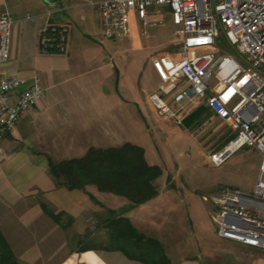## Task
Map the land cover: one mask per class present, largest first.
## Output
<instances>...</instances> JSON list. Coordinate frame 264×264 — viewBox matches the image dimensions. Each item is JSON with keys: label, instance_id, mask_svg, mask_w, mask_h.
Masks as SVG:
<instances>
[{"label": "crops", "instance_id": "crops-1", "mask_svg": "<svg viewBox=\"0 0 264 264\" xmlns=\"http://www.w3.org/2000/svg\"><path fill=\"white\" fill-rule=\"evenodd\" d=\"M82 1L1 2L2 12L15 23L21 8L32 11L31 21L22 25V30L29 35L38 61L48 58V65L39 64L34 70L1 68L5 74L22 79L39 78L45 93L1 141L0 233L19 264H139L120 252L82 251L79 246L85 244L80 240L87 242L86 238L90 241L96 236L107 243L102 222L109 217L108 211L122 212L140 233L161 243L171 264H202L198 253L190 250L191 243L166 228V215L169 209L176 210L178 193L158 191L154 199L132 208L126 199L99 192L94 186L83 190L59 187L50 173L51 163L82 158L89 148H117L127 143L141 147L147 163L161 168L156 139L171 127L147 100L160 84L151 59L169 53L151 55L141 65V80H156L155 90L146 94V83L141 80L138 91L128 88L106 51L95 65L97 57L88 53L84 42L79 44L80 33L94 39L92 22L102 31L97 5L106 0H94L88 13ZM47 23L69 26L65 54L40 50L39 36ZM16 33L18 42L20 32ZM69 79L74 80L73 86ZM112 79L114 87L108 84ZM43 205L53 214L62 215L59 223L43 210ZM168 226L174 230L178 227Z\"/></svg>", "mask_w": 264, "mask_h": 264}, {"label": "built area", "instance_id": "built-area-1", "mask_svg": "<svg viewBox=\"0 0 264 264\" xmlns=\"http://www.w3.org/2000/svg\"><path fill=\"white\" fill-rule=\"evenodd\" d=\"M104 36L123 41L130 36L128 12L134 11L141 35L163 24L168 11L177 29L178 54L154 56L160 84L147 96L158 117L175 127L201 105L226 125L232 139L208 160L221 166L248 146L260 157L252 194L221 188L201 196L220 239L264 251V0H106L97 5ZM12 18L0 11V155L1 141L45 93L39 78L5 74ZM70 28L47 23L39 36L43 53L65 54ZM224 38L243 57L220 55L216 44ZM218 80L212 88L210 81Z\"/></svg>", "mask_w": 264, "mask_h": 264}, {"label": "rangeland", "instance_id": "rangeland-1", "mask_svg": "<svg viewBox=\"0 0 264 264\" xmlns=\"http://www.w3.org/2000/svg\"><path fill=\"white\" fill-rule=\"evenodd\" d=\"M1 2L2 0H0L2 11ZM93 2L94 0L82 1L85 5L83 9L87 13L92 11ZM163 13V24L149 29L147 37L141 35L140 21L135 12L130 10L128 17L131 32L127 39L123 41L107 39L92 22L91 36L94 39L85 38L80 33L79 44L84 42L88 53L97 57L95 65L102 57V51H106L108 56H111L110 62L118 69L119 77L126 79L128 88L138 91L142 63H145L151 55L160 52L175 55L181 50L177 29L173 26L168 11ZM32 17L33 13L30 10L21 8L18 12L16 19L19 21L13 22L8 37L9 58L1 68L34 70L39 64L43 67L48 65V58L38 61L30 47L29 35L22 30ZM16 31L20 32L18 42H16ZM223 39L220 38L216 44L219 54L235 57L248 69L243 63V57ZM69 81V85L73 86L74 80L69 79ZM141 81L146 83V94L157 88V81L154 79ZM114 83L115 80L112 79L108 84L114 87ZM218 84L217 78L213 77L210 81L211 87L216 88ZM122 92L124 94V91ZM193 113L194 116L181 127H174L163 121L171 127H167L163 137L159 136L158 141L156 139L159 155L157 162L163 164L162 175L157 182L158 191L162 194L165 191L178 193L176 200L170 199L178 203L174 204L176 210L169 209L166 215L168 225L173 224L178 227L175 230L168 225L165 227L168 228L169 233H178L180 238H185L191 243L190 250L198 253L202 264H264V251L223 240L217 236L209 214L212 208L201 200L202 195L215 193L221 188H233L245 194H252L259 165L258 153L253 148L245 146L230 155L221 166H214L208 160V156L221 151L231 140L232 133L205 105L199 106ZM90 241L96 243L97 247L106 245L101 236H96ZM80 242L87 243L81 240ZM79 246L81 248L83 244Z\"/></svg>", "mask_w": 264, "mask_h": 264}, {"label": "trees", "instance_id": "trees-1", "mask_svg": "<svg viewBox=\"0 0 264 264\" xmlns=\"http://www.w3.org/2000/svg\"><path fill=\"white\" fill-rule=\"evenodd\" d=\"M194 114L191 113L184 123ZM49 170L59 187L83 190L94 186L99 192L126 199L132 208L157 197L156 181L162 175L159 166L147 163L141 147L129 143L117 148H89L82 158L51 163ZM42 208L59 223L61 214H53L44 205ZM108 214L109 217L102 222L107 233L106 245L97 247L86 238L87 243L81 247L82 251L120 252L128 260L139 264H171L161 243L140 233L124 213L108 211ZM0 264H19L1 233Z\"/></svg>", "mask_w": 264, "mask_h": 264}]
</instances>
